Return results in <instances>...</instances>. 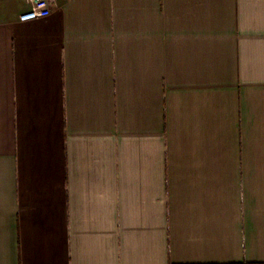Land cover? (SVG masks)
<instances>
[{"label": "crops", "instance_id": "0c3cea01", "mask_svg": "<svg viewBox=\"0 0 264 264\" xmlns=\"http://www.w3.org/2000/svg\"><path fill=\"white\" fill-rule=\"evenodd\" d=\"M0 0V264H264V0Z\"/></svg>", "mask_w": 264, "mask_h": 264}, {"label": "built area", "instance_id": "2783aa9c", "mask_svg": "<svg viewBox=\"0 0 264 264\" xmlns=\"http://www.w3.org/2000/svg\"><path fill=\"white\" fill-rule=\"evenodd\" d=\"M29 2L31 4L30 9L20 15L21 21L44 18L51 13L49 0H29Z\"/></svg>", "mask_w": 264, "mask_h": 264}]
</instances>
